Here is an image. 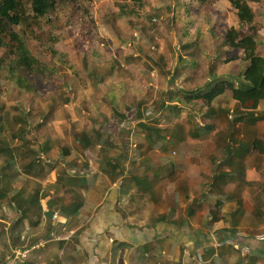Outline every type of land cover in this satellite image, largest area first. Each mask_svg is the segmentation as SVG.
<instances>
[{"label":"crops","instance_id":"1","mask_svg":"<svg viewBox=\"0 0 264 264\" xmlns=\"http://www.w3.org/2000/svg\"><path fill=\"white\" fill-rule=\"evenodd\" d=\"M240 64L235 75L225 77L236 89L248 85L244 78L248 65ZM216 107L233 113L237 103L228 95L216 100L213 108ZM186 109L191 112V106ZM247 113L244 120L236 124L240 135L233 142L222 135V128L216 127L213 131L218 133L208 141L213 131L207 137L192 139L196 144L192 154L188 150L192 142L188 139L183 143L185 151L176 157L160 153L156 164L161 168L173 164L178 174L172 186L179 194L173 200L174 207L163 210L159 216L155 214L158 210L152 208L154 215L150 221L136 217L144 200L142 197L133 199L140 196L138 191L133 189L130 197L126 195L122 200L126 187L134 184L126 182L129 171L154 160L149 154L145 156L146 153L137 155L142 150H137L139 144L131 145L127 157L121 156L122 146L110 140L115 146L110 158L115 163L122 161L124 170L127 168L121 176L108 174L107 158L100 155L102 147L93 153L76 152L67 159L68 167L61 155L52 174L42 180L26 176L24 168L30 161L27 157L18 159L12 170L18 168L26 179L23 180L33 183L25 192V203L21 207L6 200V208L0 212V264H196V254L200 251L206 253L205 264H264V153L254 152L252 147L255 137L264 140V99L255 111ZM207 123L215 125L217 122L204 120L199 124ZM222 127L228 129L226 121ZM245 132L249 139H244ZM231 143L232 153L226 157L222 147ZM225 159L228 161L225 165L219 164ZM187 163L194 166L192 172L183 168ZM223 169L232 182L211 188L215 172ZM123 182L126 185L121 188ZM165 185L172 187L169 181ZM17 186L13 183L11 193ZM77 198L82 199L83 207L72 215ZM31 203L38 205L28 213L29 218L19 224L15 210L20 215L28 212ZM173 209L178 212H174L172 218L176 216L177 225L181 224L178 228L171 225ZM216 210L218 215L212 213ZM145 211L143 208L139 212ZM192 212L194 218L190 217ZM165 215L171 223L155 222V218ZM194 224H201L203 230H195ZM39 241H46L47 247L35 250L22 263L12 261L15 250Z\"/></svg>","mask_w":264,"mask_h":264},{"label":"trees","instance_id":"2","mask_svg":"<svg viewBox=\"0 0 264 264\" xmlns=\"http://www.w3.org/2000/svg\"><path fill=\"white\" fill-rule=\"evenodd\" d=\"M88 1L92 2L93 0ZM113 1L123 2L120 13L128 18L132 29H139L147 35L148 39L146 42L154 44L156 50H158V40L161 39V33L156 23L158 16H150L149 13H146L144 0ZM228 2H230L236 14L237 27H229L224 36L223 46L240 51L241 55L235 56L225 61V63L239 61L244 66L248 65L244 72L247 86H239V89L234 88L228 78L218 76L213 68L209 69L208 74L204 72L199 77L193 75L181 76L179 71L172 73L173 70L168 67L167 56L158 55L156 58H149V55L145 54L140 47L137 48L138 52L126 55L121 62L113 63L109 67H99L96 61H86L84 63L86 77H88L93 87H98L105 84L109 77L116 75L121 79L115 84L114 89L123 91L128 88V80L131 81L132 89L136 85L132 75H128L126 78H122L125 76L121 77L122 73L126 72L128 74L130 72L132 64L143 62L145 67L151 72L159 69L162 76L165 73L166 75L172 73L173 79L180 81L184 79L182 80L184 85H179L177 80L175 82L174 80L172 81L175 91H171V94L169 93L170 100L174 98V95H179L189 107L191 106L193 114L196 110L199 112L205 111L204 120L212 121L213 123L217 122L216 126L208 123L203 126L196 123L190 130L193 138L196 136L207 137L217 127L218 129L222 128V135L233 142L232 140L240 135L236 124L244 120L245 115L248 114L247 112L255 111L264 99V56L259 53L260 42L256 39L260 36L262 21H260L254 8V6L259 7V5L264 4V0H228ZM178 5L180 6V4ZM83 10V3L80 0H0V83L3 81L6 84L4 87L8 90V93H10L11 86L8 87L7 85L10 83L18 89L20 97L32 95L38 97V100L41 101L40 104L37 102L30 103L28 108L22 109L15 118H11V115L6 111V103L0 100V212L6 208V200L14 188L13 178L9 171L17 165L18 159L27 157L30 161L24 168L26 176L42 180L51 175L54 170L55 163L50 159L54 149L58 148L62 151V158L68 162L66 167L70 164L67 159L75 156L71 148L61 145L59 140L53 139L47 131L41 135L43 139L38 145L39 148L33 146L34 143L28 140V136L34 130L41 131L46 128L41 122H35L37 117L42 119L47 113L54 117L59 107L66 106L71 102L67 87L59 82V79L63 78L60 69L55 65L50 66L39 59L35 52L39 51L51 56L59 66L70 68L71 59L67 55L58 54L55 49L59 36L58 31L61 30V25L64 21L67 22L69 27L75 29L77 37L83 40L86 46L92 45L97 40L95 33L97 27L94 21L88 18L90 15L89 9H85L86 15L83 14ZM57 22L59 26L56 29L54 26L51 27V24L53 25ZM45 23L49 25L44 26ZM148 30L151 33H148ZM28 40L37 42V45H39L38 49L33 51ZM127 40L136 41L137 37L129 36ZM181 47L188 51L187 55L196 63V66L194 64L192 67L200 69L201 65H198L197 62L203 58V48L201 49L196 41L187 42ZM93 53L95 55L98 54L95 51ZM172 76H170V79H172ZM210 78L213 80L207 85ZM4 87L0 85V95L6 92ZM138 88L137 90H141V87ZM225 93L231 95V98L237 103V109L233 113L223 107L213 108V103L220 97L225 96ZM123 94L120 93V95ZM163 94L164 92H162V96ZM113 98V103L120 105V102H118L119 96L114 95ZM167 105L168 102L158 104L155 112L162 114L169 108ZM134 107L138 108L136 119H141L137 124L139 132L143 135L147 144L143 147L146 151L138 153V156L145 153L146 155L152 154V152L157 153L161 150L169 153V147L173 148L177 155L185 151L186 146L183 143H185L184 141L187 138H185L183 132L180 131L179 135H174L169 130L147 125L142 120L144 115L141 111L143 103L140 102ZM220 112L222 113L221 116ZM115 115L122 120L129 118L128 115L119 112H115ZM225 121L228 124V129L222 127ZM243 137L244 139H249L247 132L244 133ZM172 143L173 145H171ZM74 146L76 147V152L80 151L83 153H93L102 147L100 155L103 154V157L107 158L106 161L109 163L107 164L108 174L111 176L125 175L127 168L124 170L122 161L115 163L110 158L115 146L103 134V130L100 127L97 129L93 128L91 132L84 131L78 140L74 142ZM231 146H233V143L222 147L226 157L232 153ZM252 147L254 152L264 153V140L255 137ZM125 149L126 147L122 149L121 152L123 154L121 156L128 157L129 151H125ZM128 149L127 147L126 150ZM78 156L75 158H78ZM226 162L228 161L225 159L219 164L225 165ZM214 165H217V162H214ZM139 166L138 169L141 171H139L138 175L126 180L127 183L132 180L134 184L126 187V193L122 194V200L125 199L126 195L130 197L129 194L134 189L138 191L140 196H133V199L137 197H142L141 200L144 199L143 203L139 205L137 212L143 208L159 210L163 206L166 211L173 208V200L179 194L172 186L176 179L174 167L172 166L173 171L171 173L163 176L162 173L155 170L162 171V168L156 166L154 160H151V164H141ZM215 173L211 188L217 189L220 183L222 186H226L232 182L230 177H227L224 169ZM164 180L169 181L172 187H163ZM125 185L126 183L123 182L121 188L125 187ZM76 202L77 205L71 211L72 215H75L83 207L81 198H77ZM37 205L35 203L32 206L31 203L30 207L27 208L28 212H22L21 215L15 210L18 223L22 224L27 220L29 218L28 213L33 211L36 208L34 206ZM117 210L120 211L119 206ZM175 210L171 211V220L174 212L178 213ZM212 213L218 215L219 211L216 210V212ZM171 220L166 215L155 218L156 223H171ZM173 220L171 225L174 224L177 228L180 227V223L177 225L176 216Z\"/></svg>","mask_w":264,"mask_h":264},{"label":"rangeland","instance_id":"3","mask_svg":"<svg viewBox=\"0 0 264 264\" xmlns=\"http://www.w3.org/2000/svg\"><path fill=\"white\" fill-rule=\"evenodd\" d=\"M80 1L84 7L83 14L86 15L85 9H89L90 15L88 18L92 19L97 27V31L95 32L97 40L92 45L86 46L84 41L77 37L75 29L69 27L67 22L64 21L61 25V30L58 31L59 36L55 49L58 54L67 55L71 59L70 68H65L62 65L59 66L51 56H47L39 51L35 52L39 59L50 66L55 65L60 69L63 78L59 79V82L67 87L71 102L66 106L59 107L54 117L50 116L49 113L42 119L37 117L35 122H41L46 128L41 131H32L28 136V140L33 142V146L37 148L43 139L41 135L47 131L53 139L59 140L61 145L71 148L75 155L76 147L74 146V142L78 140L82 133L84 131L91 132L93 128L97 129L100 127L109 141L111 140L117 146H122L123 149L124 147L126 149L127 147L129 148L128 150L125 149V151L130 152L131 145L140 144L139 148H136L139 152L143 149L141 153H144L146 149L143 147L147 144L144 141L143 135L141 136L139 132L137 124L141 119H136L138 108L134 107L142 102L143 107L141 111L144 114L142 120L151 127L169 130L174 135H179L180 131L183 132L185 138L192 142L188 149L189 153L192 154V148L196 144L192 140L194 138L190 130H192L196 123H204V118L201 115L204 116L205 111L193 114V111L190 109L191 112H189L186 109L188 105L179 95H174V98L170 100L169 93L171 94V91H175L172 81L174 80L175 82L177 80L173 79L172 73L179 71L181 76L193 75L199 77L204 72L208 74L209 69L213 68L223 78H229L240 69L242 65L239 61L225 63V61L241 55L240 51L223 46L224 36L229 27H237L236 14L230 2L228 0H144L146 13H149L150 16H158L156 23L161 33V39L158 40L159 49L156 50L154 44L146 42L148 36L139 29H132L128 18L120 13L123 2H115L113 0ZM254 8L260 21H262L260 36L256 39L260 42L261 53L264 54V4L259 5V7L254 6ZM46 25L49 24L45 23L44 26ZM53 26L56 29L59 23L51 24V27ZM148 33H151V31L148 30ZM129 36H136L137 40L128 41ZM28 41L33 51L38 49L39 45H37V42L33 40ZM190 41H196L200 48H203V58L197 62L198 65H201L200 69L192 67L194 64L196 66V63L187 55L188 51L181 47ZM139 47L145 54L149 55V58H156L158 55L167 56L168 67L173 70L172 73L169 75L165 69L168 75L165 73L162 76L159 69L151 72L141 62L139 64H132L128 74L126 72L121 74V77L125 76L122 78L132 75V78L136 82L133 89L130 80L127 81V89L123 91L114 89L115 84L121 79L116 75L109 77L105 84L93 87L84 72V63L86 61H96L99 67H109L113 63L121 62L126 55L138 52L137 48ZM93 51L98 52V54L95 55ZM170 76H172V79H170ZM182 80H177L179 85H184ZM0 85L6 86L3 81ZM7 86H11L10 93L4 87L6 92L0 95V100L6 103V111L11 115V118H15L19 114V111L28 108L32 102L40 104L41 101L38 100V97L32 95L20 97L18 89L14 85L9 83ZM138 87H141V90H137L139 89ZM119 92L121 94L124 92V94L120 95ZM162 92H164L163 96ZM114 95L119 96L118 102H120V105L113 103ZM227 97L228 95L221 97V99ZM162 102H168L169 105L167 106L169 108L162 114H157L155 109L157 110L158 104ZM172 102L175 103L172 105ZM182 106L185 107L183 108ZM115 112L128 115L129 118L122 120L115 115ZM217 133V131H213L207 138V141L209 138L215 137ZM169 149V153L161 150L157 153L152 152V154H149L154 157L156 166H158L156 164L157 158L161 157L162 154L168 155L170 158L177 156L173 148L169 147ZM61 153L62 151L58 148L52 151L50 159L53 163L56 164V161H59ZM77 162L79 163L80 161ZM157 163H159V160ZM58 164L62 166V162ZM172 165L171 163L163 167L162 171L154 169L162 173L163 176H166L173 171ZM138 167L129 171V178L138 175L139 171H141ZM183 168L186 169V172H192L194 166L187 163ZM19 172L18 168L9 171L12 178L14 175L13 183L18 184L20 187L17 186L14 189L11 193V198H8L7 202L21 207L25 203V192L28 189L30 190L33 182L27 183L24 181L26 179ZM175 173L176 175L178 174L176 171ZM166 183L167 180H164V186H166ZM193 203L191 206H194ZM145 209V212H136V217L150 221L154 215L153 210L152 208ZM181 209H184L183 205H181ZM163 210L166 211L165 207L162 206L155 214L158 215ZM191 217L194 218L193 215ZM195 225V230H203L201 224Z\"/></svg>","mask_w":264,"mask_h":264},{"label":"built area","instance_id":"4","mask_svg":"<svg viewBox=\"0 0 264 264\" xmlns=\"http://www.w3.org/2000/svg\"><path fill=\"white\" fill-rule=\"evenodd\" d=\"M58 216L55 214L54 218H57ZM47 247V242L46 241H39L36 242L34 245L30 247H25V248H19L14 251L12 255V261L17 262V263H22L24 262L35 250H41ZM196 264H205L207 262V256L204 251H200L196 254L195 258Z\"/></svg>","mask_w":264,"mask_h":264}]
</instances>
